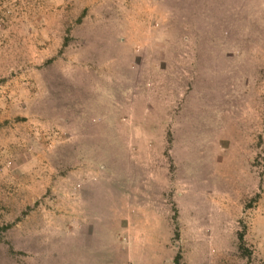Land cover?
I'll return each instance as SVG.
<instances>
[{
  "label": "rangeland",
  "instance_id": "374dc122",
  "mask_svg": "<svg viewBox=\"0 0 264 264\" xmlns=\"http://www.w3.org/2000/svg\"><path fill=\"white\" fill-rule=\"evenodd\" d=\"M0 264H264V0H0Z\"/></svg>",
  "mask_w": 264,
  "mask_h": 264
}]
</instances>
